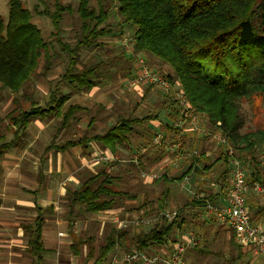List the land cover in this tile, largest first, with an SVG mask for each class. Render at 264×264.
<instances>
[{
	"label": "trees",
	"instance_id": "trees-1",
	"mask_svg": "<svg viewBox=\"0 0 264 264\" xmlns=\"http://www.w3.org/2000/svg\"><path fill=\"white\" fill-rule=\"evenodd\" d=\"M50 1L49 5L38 0L44 8L39 10L35 6L31 11L23 0H8V17L5 20L0 16V90L20 98L12 99L13 109L0 119L6 122L0 131V176L4 156L25 147L22 138L30 123L61 117L59 130L67 127L77 121L76 113L82 109L68 104L73 95L99 88L107 76L134 78L136 63L141 59L151 71L156 72L152 68L155 67L169 82L178 83L192 111L202 115L214 132L221 131L226 144L216 146L211 137L185 133L183 147L175 154L178 157L169 155L165 148L177 140L180 131L174 127L178 108L163 96L148 104L152 111L145 116H133L130 112L127 116L118 115L105 133L83 134L76 140L47 146L43 156L79 148L89 158L93 153L91 145H95L113 157L98 162L92 169L77 171L76 184L65 188L66 211L62 217L67 221L71 254L78 257L82 247L88 246L87 260L108 264L112 257L134 251L171 252L175 245H185L181 237L194 230L203 245H195L192 250L205 257L211 254L209 236L216 242L221 231L223 247L236 252V256L230 254L227 263L243 261L244 250L236 244L234 233L220 225L213 214L204 220L197 214L204 211L207 203L219 205L227 195L230 164L226 150L232 147L245 171V182L263 190L248 194L246 206L250 224L264 231V127L240 132L242 103L255 96L264 97V0H78L74 10L63 0ZM67 13L77 16L73 47L62 37V22ZM34 15L50 20V39L42 36L33 21ZM111 19L114 25L108 24ZM107 37H118L123 51L105 59L97 56L90 64L81 62L82 51L104 50L101 41ZM124 39L130 44V51L122 45ZM61 53L67 58L65 70L39 104L38 94L34 96L31 91L40 78L48 75L54 61L63 59ZM144 88L138 105L148 101L152 90ZM86 128L92 129L93 125L89 123ZM158 134L164 136L161 144L154 143ZM122 146L130 152L127 165L118 158ZM193 150L196 155L189 157ZM163 158L169 162L158 169L157 163ZM174 161L178 168L173 167ZM189 174L191 193L179 188L180 181ZM37 175L42 183V171ZM148 175L155 177L147 182ZM211 175L215 177V187L209 186ZM31 194L34 200L39 197L35 191ZM176 200L181 201L174 204L177 216L171 221L159 220L160 214L172 209ZM131 202L132 205L127 204ZM116 209H121L120 221L124 224L111 228L100 247L92 244V238L73 232L77 219ZM32 210L35 215L31 221L21 224L25 252L30 264H45L49 250L43 241L44 228L55 215L52 206L35 205ZM130 227L135 229L133 234L128 232ZM188 249L183 255L185 261L190 255ZM219 256L222 258L223 254Z\"/></svg>",
	"mask_w": 264,
	"mask_h": 264
},
{
	"label": "rangeland",
	"instance_id": "rangeland-1",
	"mask_svg": "<svg viewBox=\"0 0 264 264\" xmlns=\"http://www.w3.org/2000/svg\"><path fill=\"white\" fill-rule=\"evenodd\" d=\"M45 1L49 3V5L51 4L50 0ZM7 2L8 0H0V16L5 20L8 17ZM23 2L31 11H33L35 6H37L39 10L44 8V5L38 2V0H23ZM63 2L64 4L71 6L74 10L77 6L78 0H63ZM76 18L77 16L75 13L72 15L67 13L62 22L63 40L71 47L74 46V36L78 30V22L76 21ZM33 21L41 29L42 36L46 39H50V34L52 32L50 20L46 17H38L34 15ZM108 24L114 25L112 19L109 20ZM125 36L129 37L130 35L126 32ZM101 42L104 44V50L82 51L80 54L81 62L90 64L91 62H95L97 60V56H100L101 59H105V57L108 56H116L122 50V48L119 47L120 43L118 37H107ZM56 49L59 50L58 47H56ZM61 54L63 59H56L48 75L40 78L34 87V91H31L34 96L38 94L37 99L39 104H42L45 101L49 91L55 87L60 75L65 70V61L67 58L64 53ZM79 66L80 65H78V67ZM152 68L158 72V74L162 75L159 70L155 69V67ZM126 80L127 78H122L121 76H113L112 79H109L107 76L105 77L104 84L99 88L93 89L89 93L73 95L68 104L78 105L82 109L76 113L75 119L78 118L77 121H72L67 127L62 128L61 130H59L61 117L51 118L47 121L35 120L30 123L24 137L22 138V142L25 147L11 152L8 155L10 159H7L8 156L5 157L6 162H14L16 160V162L20 163V166L17 168L13 165L11 166L6 164V169H3V173L0 176V193L4 194L5 192L6 194H12L13 196H23L31 199V196H33L31 194V192H33L31 189H35L36 183L39 182L37 174L40 169L44 174H46L43 182L40 183V186H43L46 181L48 182L50 178L49 175H52L50 181L51 183L53 182L55 194H58L59 192H62L61 188L65 189L68 184H72L74 182L69 183L71 181L70 176L74 178L77 171L83 169L85 170V168H94L95 165L92 163V157L87 158L86 154L82 153L80 149H78V151H81L78 155H73L72 150H68L66 153L67 156L65 155V157L71 161V164L69 163V165L64 157L65 161L60 158V156H57L58 158L54 161L56 167L58 165V161L60 162L59 164L64 162L66 166L64 165L62 168L60 165V172L55 174L54 165L51 164L50 168L48 161H45L44 159V149L53 143L61 144L68 140H76L83 134L93 135L95 133H105L108 129L109 123L115 122L118 115L127 116L131 113L133 116H145L152 111V106L148 104L156 102L163 97V95L159 92L151 90L150 94L147 96L148 103L143 102L144 104L140 103L138 105V99L143 96L145 88L142 87L140 91H129L126 87ZM17 96L18 95H13L9 92L0 90V119H3V117L13 109L14 106L12 104V99L18 98ZM18 100H20V98H18ZM19 102L22 103V101ZM68 104L64 107V110H66ZM241 116V133L263 128L264 97L255 96L250 101L243 102L241 107ZM91 120L93 121L91 122ZM89 123L91 126L93 125L92 129L86 128V125ZM5 124L6 122L3 123V121L0 120V131H2ZM7 138L10 139L11 135H8ZM134 144L135 141L131 144L132 147ZM128 157H130L129 149L125 146L120 147L118 158L119 160L125 161V163H123L124 165H127L126 161L128 160ZM22 162L24 163L22 164ZM119 165L122 164L119 162ZM5 170L7 172H4ZM212 179V175L209 176L208 183H211ZM179 202L181 201L176 200L172 204V208L175 209L176 203L179 204ZM7 204H10V202ZM59 204L61 207L54 213L55 217L48 220L44 228L43 240L46 248L49 250V253L47 254L48 259L45 257L46 260H48L47 264H93L94 260H87L86 257L88 246L82 247L80 256L78 257L71 254L69 249L71 239L68 235L67 221L62 217L66 208L63 206V203L60 202ZM127 204L132 205V202ZM125 208H128V205H126ZM118 210L121 212V209ZM203 210L204 211H202L201 214H197L198 218H201L202 220L208 219L210 214L206 211V209ZM13 214L16 216V220H18L17 224H19V226L6 227L3 229L0 228V245L8 246V248L5 249L0 248V264H30V257L25 252L26 239L22 237L21 224L31 221L35 213L33 210H27L26 208H16ZM123 215L127 216L126 214ZM116 216H120L119 213H115V215H103L100 213L93 216L81 217L79 220H76L73 232L83 238H92V244L96 248L100 247L104 244L110 229L113 228L114 224L111 223V218ZM102 219H105V224L100 226ZM99 228L101 229V233L98 231ZM129 229L130 230L128 232L133 234L135 229L132 227ZM58 232L64 233L65 236L58 237ZM189 233L193 235L194 242L188 249L191 251L190 255L188 257L186 256L187 264H228L226 260L229 258L230 254L236 256L235 251L231 253L230 249L223 247L225 242L223 241L224 237L222 238L221 231L219 236L216 238V242H212V237L211 235L209 236L208 248L210 249L211 254H207L205 257L192 250L195 245H203L200 236H198L197 232L194 230L188 231L183 236L186 237ZM180 240H183L182 237ZM183 242H185V240H183ZM241 252L245 254V259L243 261L239 260L234 264H264V260L252 252L245 250ZM219 254H223V257L221 258Z\"/></svg>",
	"mask_w": 264,
	"mask_h": 264
},
{
	"label": "built area",
	"instance_id": "built-area-1",
	"mask_svg": "<svg viewBox=\"0 0 264 264\" xmlns=\"http://www.w3.org/2000/svg\"><path fill=\"white\" fill-rule=\"evenodd\" d=\"M122 45L129 51L130 44L126 39L122 40ZM137 73L132 79L126 81V87L129 91H140L142 87H149L168 97L178 108V120L175 122L174 127L178 128L179 136L172 145L167 144L166 151L169 155L176 154V151L181 149L182 138L185 133H191L195 137L205 136L211 137L216 146L226 144L221 131L214 132L212 128L207 125L206 119L192 111L187 99L185 98L178 83L169 82L166 77L153 72L149 69L143 60H138ZM220 123H216V128H220ZM164 142V136L158 134L154 138L155 144ZM166 142V141H165ZM93 150L92 163L96 165L98 162H107L112 160V156L108 151H101L95 145H91ZM197 151L193 150L189 157L196 155ZM226 155L229 158L230 164V179L227 188V195L223 199L221 205H214L207 203L205 206L209 214H213L217 222L229 228L234 233L236 244L242 250L250 251L253 254L261 257L264 260V231L259 226L251 225L249 222L250 212L246 206V196L250 193L259 194L263 190L258 185L250 186L245 182V171L241 166L235 150L228 147ZM175 157H178L175 155ZM167 163L169 162L168 158ZM174 168H178L176 161L172 162ZM155 175L146 176V181L149 182ZM210 183L211 187H215V177L212 176ZM192 174L185 176L179 183V188L182 191L191 193ZM202 197V196H201ZM177 216L175 209H168L160 214L159 220L171 221ZM124 222H121V226ZM185 245H175L173 251L160 250L157 254L144 253L139 254L133 252L130 255L122 257H112L108 264H187L183 255L186 247H190L194 242V237L191 233L183 237Z\"/></svg>",
	"mask_w": 264,
	"mask_h": 264
},
{
	"label": "crops",
	"instance_id": "crops-1",
	"mask_svg": "<svg viewBox=\"0 0 264 264\" xmlns=\"http://www.w3.org/2000/svg\"><path fill=\"white\" fill-rule=\"evenodd\" d=\"M163 70H167V69L164 68ZM78 149L79 148L72 149L73 155H78L81 152V151H78ZM66 153H67V151L64 152L63 154L57 153L56 156L51 154V152L45 154L44 159H45V161H48L50 168H51V164L54 165L55 174L60 172V170H61L60 169V165H61V167L62 166L64 167V165H65L64 162L59 164L60 162L58 161V165L56 167V165L54 164L55 159H57L60 156V158H62L65 161V159H66L65 155L67 156ZM8 155L9 154H6L4 156V158H3V161L1 163L2 168L6 169L5 168L6 164L11 165V166L13 165V166L18 168L20 166V163L16 162V160L15 161L13 160L14 162H12V161L10 162L8 160H7L8 162L5 161L6 160L5 157L8 156ZM8 158L10 159L9 156L7 157V159ZM128 158H131V156L128 157ZM67 159H66V161L69 164L71 161L69 159L68 160ZM23 163L24 162H22V164ZM166 165H167V159L163 158L161 161H159L157 163V168L158 169H162ZM4 172H7V171L5 170ZM42 173H43V171H42ZM43 175L45 176L46 174L43 173ZM67 176H68V174H67ZM49 177L50 178H49L48 182L46 181L45 184H43V186H40V182H38V183H36L35 189H31V191H33V192L35 191V192H37L39 194L38 195L39 197L35 198V200H34L33 196H31V199H28V198H25L23 196L19 197V196H16V195L13 196L12 194H6L5 192H4V194L0 193V202H1L0 203V228L3 229V228H6V227H16L17 225L19 226V224H17L18 220H16V216L13 214L15 212L16 208H26L27 210H32L35 207V205H37V206H39L41 208H47L49 206H52L54 213L57 212V210L61 207L59 203L60 202L61 203L64 202L65 189L61 188L62 192H59L58 194H55L53 182L51 183V181H50V179L52 178V175H49ZM70 177H71V181L69 183L74 181L73 183L76 184V179H74L72 176H70ZM47 179H48V175H47ZM6 181H7V179H6ZM8 202H10V204H7ZM222 203H223V199L219 202V205H221ZM115 213H119V215H120V210H118V209L111 210V211L104 212L102 214L103 215H108V214L115 215ZM111 220H112L111 223L114 224L113 225L114 228H120L121 227V222L122 221H120V216L113 217V218H111ZM100 223H101L100 226L105 224V219L104 220L102 219V221ZM98 231L101 233V229L100 228H99ZM57 236L58 237H64L65 234L62 233V232H58ZM227 237H228V233L226 234V238ZM9 242H11V241H9ZM9 242H6V243H9ZM0 248L1 249H5V248H8V246L0 245ZM45 261H46L45 264H47L48 260L45 259Z\"/></svg>",
	"mask_w": 264,
	"mask_h": 264
}]
</instances>
